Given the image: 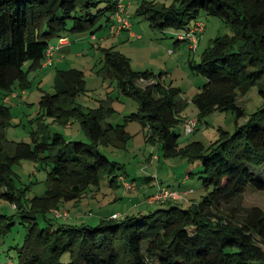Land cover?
<instances>
[{"label": "trees", "instance_id": "1", "mask_svg": "<svg viewBox=\"0 0 264 264\" xmlns=\"http://www.w3.org/2000/svg\"><path fill=\"white\" fill-rule=\"evenodd\" d=\"M117 3L0 0V186L7 188L5 197L18 201L15 208L21 209L28 227L24 243L15 247L16 264H264V210L251 206L241 217L236 209L222 210L248 186L264 191V176L255 170L264 167V104L240 124L246 112L238 103L241 93L264 79V0H172L169 5L143 0L138 6L137 14L156 30L173 31L177 43L174 33L189 28L202 14L221 17L232 28L233 35L216 37L201 62L191 64L207 79L192 100L200 116L215 109L237 114L235 132L222 131L210 147L200 141L180 146V135L173 130L186 120L180 113L187 101L179 97L178 88H167L162 74L150 69L134 70L121 52L105 51V69L122 93L139 103L133 116L150 126L151 139L160 143L165 155L186 154L191 161L199 160L204 186L212 185L213 191L188 206L158 203L155 210L123 218L104 215L96 224L41 227L37 221L39 215L49 219L52 206L83 197L107 176L116 185L121 174L114 173L116 162L101 145L121 144L127 131L124 124L108 121L116 111L110 100L87 111L77 102L87 83L85 71L76 67L57 69L56 91H45L40 106L47 116L63 123L78 119L89 142L67 140L57 132L52 138L38 137L34 144L16 142L4 150L11 111L2 100L16 89L25 91L29 72L41 67L53 39L70 33L94 34L107 27ZM142 80L148 83L141 86ZM260 93L264 98V89ZM41 154L51 165L48 188L25 207L16 192L13 167L21 159L36 160ZM14 224L0 212V238Z\"/></svg>", "mask_w": 264, "mask_h": 264}, {"label": "rangeland", "instance_id": "2", "mask_svg": "<svg viewBox=\"0 0 264 264\" xmlns=\"http://www.w3.org/2000/svg\"><path fill=\"white\" fill-rule=\"evenodd\" d=\"M139 1L143 0H133L131 11L132 29L135 37H130L127 34L122 37L112 36L107 27L97 30L94 34L70 33L68 36L72 43V51L61 59L53 58L54 64L50 66H43L42 62L41 67L29 72L30 85L25 89V92L16 89L2 100L10 107L11 111L5 134L7 145L3 144V148L4 150L12 148L14 143L20 141L34 144L38 137L41 140L43 137L52 138L57 132L67 140L89 142L78 119L71 117L68 123H63L47 116L40 106V98L45 91L50 93L56 91L58 68H80L85 71L87 91L78 95L77 102L87 111L110 100L116 109L110 120L115 125L117 123L124 124L127 131L128 137L121 144L101 145L103 153L116 162L114 173L135 180L138 184L135 191L144 186L151 193L155 192L159 185L178 188L183 179L189 175L185 186L193 188L194 191L189 195V199L183 202L184 206H188L194 203L190 198L197 202L202 201L214 189L212 185L208 189L204 186L202 164L199 160L191 161V157L186 154L167 156L160 143L151 139L150 126L144 125L140 119L133 116V113L139 109L138 101L123 94L118 87V81L110 76L105 69V51L113 49L121 52L130 58L134 70L150 69L157 75L162 74L161 80L167 88H178L179 97L187 101L180 117L183 119L198 118L197 129L192 133H185L183 122L174 128V133L180 135V146L184 148L192 142L200 141L206 147H210L221 136L222 131L235 132L237 114L231 110L215 109L206 116H200L199 110L192 100L207 83V79L191 64L201 62L202 54L216 37L225 34L233 35V30L221 17L200 15L199 19L205 22L206 28L201 33L198 49L194 52L191 51L186 41L181 40L177 43L172 35L173 31L161 32L152 28L147 19L137 14ZM171 1L154 0V2H162L167 5ZM29 65L30 63L26 62L24 68L28 70ZM144 82L139 81V84L145 86ZM261 89H264V79L252 86L246 94L241 93L238 96V103L246 112V115L239 119L240 124L244 123L258 107L264 104V98L260 93ZM13 93H18V95L15 96ZM20 94L22 95L20 96ZM45 156L46 154H41L36 160L21 159L13 167L16 192L21 194L25 207L34 197L44 195L48 188L51 165L46 163ZM262 169L264 167H255L258 174L264 176ZM150 176L154 177L153 181L157 185L152 184L151 187L148 185L146 178ZM111 180L112 177L107 176L100 186L91 185L83 197L61 202L59 207H51V212L55 209L68 210L71 214L69 219L57 220L53 213H50L49 219L46 220L42 215H39L37 221L41 227H57L63 223L96 224L101 217L114 212H120V218H123L126 214L149 212L160 207L159 204L150 205L141 202L135 197V191H128L125 194V188L119 177L116 185L113 184L114 186L110 184ZM6 192L7 188L0 186V212L7 214L15 224L8 233L0 238V264H16L15 247L24 243L28 227L27 220L20 214L21 209L15 208L18 201H12L5 197ZM116 195L120 198L115 199ZM251 206H258L264 210V191L248 186L243 194L232 203L224 205L222 210L229 213L231 208L236 209L238 216L241 217L245 210ZM67 257L66 255L65 258L67 259Z\"/></svg>", "mask_w": 264, "mask_h": 264}, {"label": "built area", "instance_id": "3", "mask_svg": "<svg viewBox=\"0 0 264 264\" xmlns=\"http://www.w3.org/2000/svg\"><path fill=\"white\" fill-rule=\"evenodd\" d=\"M117 10L111 15V20L108 25L110 34L112 36H119L123 32L127 31L130 34V37H135V33L132 29V22H131V13L129 9V5L124 2V0H117ZM206 24L204 21L197 19L195 20L191 26L185 30H180L175 32L176 38L181 41H186L191 49V51L196 52L198 49L199 39L201 33L204 32ZM69 36L64 35L59 37V44L53 45L52 43L49 45L46 51V56L43 60V66H50L53 64V58L56 51L65 46L70 45ZM25 92V91H22ZM15 96L18 93H13ZM185 133H192L197 129L198 126V119L193 118H186L183 123ZM189 176H186L183 181V184L178 188H171L165 185H159L157 190L149 195L146 200L148 204H158V203H165V202H179L183 203L189 199V195L194 191L193 188H188L184 184L186 183ZM119 180L122 186L128 191H135L138 188V184L135 180L128 179L124 175L119 176ZM157 185L156 182H154ZM53 215L56 219H69L71 214L68 210L65 209H55ZM111 217L113 218H120V214L115 213Z\"/></svg>", "mask_w": 264, "mask_h": 264}, {"label": "crops", "instance_id": "4", "mask_svg": "<svg viewBox=\"0 0 264 264\" xmlns=\"http://www.w3.org/2000/svg\"><path fill=\"white\" fill-rule=\"evenodd\" d=\"M124 2H126L130 7H129V9H130V13H131V11H132V9H133V0H124ZM140 2L141 1H139V3H138V6L140 5ZM137 6V7H138ZM132 15V14H131ZM107 28H108V26H107ZM206 28V27H205ZM109 29V28H108ZM205 31V30H204ZM124 34H127V35H129L130 36V34H129V32H127V31H125V32H123L121 35H119V36H115V37H122V36H125ZM68 36V35H67ZM70 37V36H69ZM53 45H57V44H59V38L57 37V38H55L52 42H51ZM72 44V43H71ZM71 44L70 45H65V46H63V47H61V48H59L57 51H56V53L54 54V59H55V57L57 58V59H61L62 57H65L70 51H72V46H71ZM54 64V63H53ZM58 69H64V68H58ZM142 82H144L143 80H142ZM145 83V85L148 83L147 81H145L144 82ZM23 94V93H22ZM22 94H20V96L22 95ZM15 98H19V97H15ZM115 107V106H114ZM108 121H110V122H112L111 120H110V118H108ZM113 123V122H112ZM156 158V157H155ZM189 176V175H188ZM153 176H150V181L148 180V178H146V182L148 183V185L151 187L152 186V184H154V181H153ZM189 179V178H188ZM188 179H187V181H188ZM185 179H183V181H184ZM183 181H182V184H183ZM187 181H186V183L184 184V185H186L187 184ZM181 184V185H182ZM155 185V184H154ZM124 189V188H123ZM124 193L126 194V193H128V190H126V189H124ZM134 194H135V197H137L141 202H146V203H148L147 202V200H146V198L149 196V195H151L152 193L148 190V189H146L144 186H142V187H139V190L138 191H135L134 192ZM119 199L120 198V196H118V195H116L115 196V199ZM190 199H192L193 200V202H197V201H195V199H193V198H190ZM115 213H117V212H114L113 214H115ZM113 214H111V215H113ZM118 214H121L120 212H118ZM111 215H109V216H111Z\"/></svg>", "mask_w": 264, "mask_h": 264}]
</instances>
